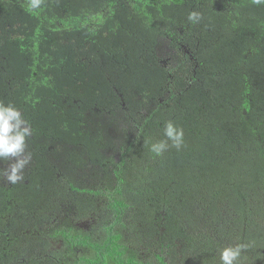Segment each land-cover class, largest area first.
Listing matches in <instances>:
<instances>
[{
    "label": "trees",
    "instance_id": "16d2710c",
    "mask_svg": "<svg viewBox=\"0 0 264 264\" xmlns=\"http://www.w3.org/2000/svg\"><path fill=\"white\" fill-rule=\"evenodd\" d=\"M0 102L32 130L0 264H264V5L0 0Z\"/></svg>",
    "mask_w": 264,
    "mask_h": 264
},
{
    "label": "clouds",
    "instance_id": "9594fccd",
    "mask_svg": "<svg viewBox=\"0 0 264 264\" xmlns=\"http://www.w3.org/2000/svg\"><path fill=\"white\" fill-rule=\"evenodd\" d=\"M41 3L42 0H28V7L35 10ZM254 3L264 5V0H254ZM188 19L198 21L199 14L191 12ZM31 134V127L21 111L12 104L0 102V163L10 161L7 168L0 169V177L10 184L15 185L24 179V169L31 160V154L26 152L27 138ZM183 135L181 128L168 121L164 126L166 140L153 143L151 151L161 155L169 147L168 141H171V146L179 149L183 143ZM246 247L247 245L238 244L223 248L220 251V264H243L242 252Z\"/></svg>",
    "mask_w": 264,
    "mask_h": 264
}]
</instances>
